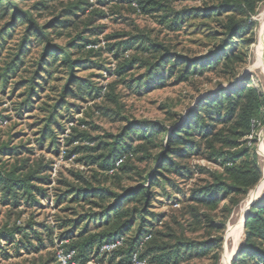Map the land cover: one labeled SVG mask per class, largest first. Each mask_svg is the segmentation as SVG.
Here are the masks:
<instances>
[{
	"label": "rangeland",
	"instance_id": "obj_1",
	"mask_svg": "<svg viewBox=\"0 0 264 264\" xmlns=\"http://www.w3.org/2000/svg\"><path fill=\"white\" fill-rule=\"evenodd\" d=\"M42 1L44 0H21L15 3H18L21 9L30 11L41 25L47 19L58 15L63 7L62 3L65 4L68 0L48 1V9L37 12L34 6ZM213 1H173L161 12L143 14L134 12L126 5L115 4L107 10L98 6L95 0H89L94 7L104 9L106 16L93 25L98 27L97 32L86 35L89 40L96 43L90 44L84 50L88 62L76 72L77 77L86 82L85 93L80 100L66 99L73 113L67 111L60 113L57 125L53 126L56 131L54 138L46 139L42 148L37 145L39 138L37 133L45 114L35 110L18 117L14 111V107L20 102L18 96L24 92V87L13 90L14 85L31 77L34 63L39 57V47L30 46L32 53L24 58L25 63L17 76H11L5 88L0 84V115L11 119L0 122V128L5 135L22 134V141H27L28 147L34 150L32 158H40L51 163L50 175L53 182L48 190L50 198L41 202L48 206L47 209L20 207L12 210L0 205V229H4L5 226L12 227L16 223L23 226L29 221L55 227L53 217L57 215V210L53 208L54 196L61 190L57 181L70 180L71 171L87 173L90 169L82 162H77L78 159L86 157L87 153L71 154L66 158L73 146L100 145L103 149L100 152L108 154L110 145L120 141L119 143L126 148L124 154L115 161V166L127 161L129 170L124 172L119 183L110 178L105 188L118 194L123 193L124 189L125 195L130 189L139 187L141 179L158 167L159 159L156 158L165 152L167 137L165 133L158 134L151 140V144L144 148L147 152L144 149V152L142 151L144 143L141 141L138 124H157L169 132L180 120L185 119L186 114L195 108L198 101L214 97L222 89L238 88L241 84L250 85L264 95V70L257 54L258 30L264 17V2L258 4L256 14L251 17L256 23L253 33H248L241 40L251 43L240 46V50L246 56L245 62L238 68L232 80L222 78V72H215L212 69L196 68L194 71L195 68L189 67V74L185 76L182 64L173 67L174 56L181 55L191 63H196L209 55L219 44L224 18L214 16L206 18L203 14L206 8L213 5ZM177 17L178 25L174 23ZM23 28L24 24L18 27L16 36L2 49L0 73L13 58ZM57 42L64 45V41ZM152 44L158 48L154 50ZM86 50L92 52L89 54ZM164 50L168 51V57L161 56ZM158 62L161 63L159 70L153 68L148 70ZM57 75L62 76L60 72ZM50 86L59 87V80L51 82ZM54 95L52 92H46L40 94V97L42 101L51 104ZM40 101L35 98L33 105L37 106ZM262 119L264 115L260 118L255 132L239 141L240 148L247 147L256 155V163L261 173L258 185L243 197L230 195L215 207L206 208L191 201V194L213 183V175L223 170V159L216 161L211 159V150H202L199 155H192L187 159L174 158L176 163L188 167L191 174L180 177L174 173L163 172L165 180L153 184L152 196L147 206L133 201L124 203V211L130 210L126 219L131 220L128 229L124 231V246L126 242L137 237L138 231L141 233L149 231V234L145 233L143 242L148 239L150 241L144 245L143 242L140 243L135 252L144 264H173L174 261H178V264H214L215 257H218L217 264H232L234 257L244 245L243 216L252 200L256 199L257 202L264 195V183L260 186L264 180ZM73 129L87 135V140L83 144H67ZM223 152L227 153L225 150ZM244 203H247L245 209ZM57 234L58 231H55V236ZM123 237H115L121 241L120 246ZM219 240L221 242L218 248L213 246L208 248L202 258L197 257L195 251L184 253L182 246L186 241L203 244L210 241L217 243ZM63 245L64 243L54 238L53 247L35 255H25L21 252L19 256H16L11 248L13 258L3 261L0 257V264H28L25 260L30 262L32 259L46 260L53 256L57 259V254L61 250L67 251ZM6 247V243L1 239L0 248ZM156 247H164V250H156ZM175 250H179L177 260L173 254ZM227 251L231 252L228 258L225 257ZM158 256H163V262L154 258ZM119 260L120 258L109 262V257H105L101 261L92 259L86 264H116ZM130 263L132 264L131 259Z\"/></svg>",
	"mask_w": 264,
	"mask_h": 264
},
{
	"label": "trees",
	"instance_id": "obj_2",
	"mask_svg": "<svg viewBox=\"0 0 264 264\" xmlns=\"http://www.w3.org/2000/svg\"><path fill=\"white\" fill-rule=\"evenodd\" d=\"M20 1L0 0V56L7 42L16 36L17 28L24 24L13 58L0 73V84L5 88L11 76H17L25 63L24 58L32 53L30 46L39 47V57L34 63L31 77L17 82L13 90L24 87V92L18 96L20 102L14 107L16 116L21 117L35 110L45 114L37 133L39 136L37 145L42 148L46 139L54 138L56 131L53 126L57 125L60 113L63 111L73 113L66 99H83L86 82L77 77L76 72L88 62L84 50L90 44L96 43L89 40L86 35L97 32L98 27L93 25L106 16L105 10L100 7L110 10V6L115 4L126 5L136 13L152 14L165 10L173 1L188 0H95L100 7H94L89 0H68L65 4L62 3L63 7L58 15L47 19L41 25L30 11L21 9L18 3H15ZM48 1L55 0L36 3L35 10L37 12L47 10ZM213 2L203 14L206 18L209 16L224 18L219 44L209 55L196 63H191L181 55L174 56L173 67L182 64L185 76L189 74V67L195 68L194 71L212 69L215 72H222V78L232 80L238 68L245 62L246 56L240 50V46L251 43L241 40L248 33H253L256 23L251 17L256 14L258 4L264 0ZM177 20L178 17L174 23L178 25ZM58 40L64 41V45L58 44ZM151 47L154 50L158 48L153 44ZM86 51L89 54L92 52ZM163 52L161 56H169L168 51ZM160 64L155 63L148 70L150 68L159 70ZM59 72L62 76L57 75ZM56 80H59V87L50 86L51 82ZM46 92L55 94L51 104L42 101L40 97V94ZM99 93L98 91L97 94ZM35 98L41 100L37 106L33 105ZM263 110L264 95L250 85L241 84L238 88L222 89L214 97L198 101L195 108L186 114L185 119L176 122L177 125L169 132L157 124H138L141 141L144 143L142 151L158 134L165 133L167 134L165 152L156 158L159 159L158 167L141 179L139 187L125 191V195L124 189L123 193L118 194L105 188L110 178L119 183L124 172L129 170L127 161L115 166V161L124 154L126 148L119 143L120 141L110 145L108 154L100 152L103 150L100 145L73 146L66 158L71 154L87 153L86 157L78 159L77 162H82L90 169L87 173L71 171L70 180L57 181L61 190L54 196L53 208L57 210V215L53 217L55 227L33 221L23 226L17 223L12 227L5 226L4 229H0V240L2 239L7 247L0 248V257L3 261L13 258L11 248L16 256L21 252L25 255L41 253L53 247L56 238L57 241L64 243V249L74 251V262L77 264H86L92 259L101 261L105 257H109V262L120 258L116 264H131L130 259L136 252V247L143 242L145 233L150 232L138 231L137 237L126 242L124 246V231L128 229L131 221L126 219L130 210L124 211V203L133 201L147 206L152 196L153 184L165 180L163 172L174 173L180 177L191 174L188 167L176 163L175 159H187L192 155H199L202 150H211L210 158L215 161L223 159V170L213 175V183L210 186L193 191L190 200L203 207L213 208L230 195L245 196L258 185L261 173L255 153L250 152L247 147L240 148L239 141L255 132L260 118L264 115ZM5 120L11 119L0 115V122ZM261 122L264 123V119ZM69 137L68 145L83 144L87 140L85 133L74 129ZM224 150L227 153H224ZM33 155V148L28 147L27 141H22V134L5 135L0 128L1 206L12 210L20 207L34 210L48 208L41 202L50 198L48 190L53 182L50 175L51 163L40 158H32ZM55 231H58L56 236ZM118 236L123 237L122 245L108 254L102 253V245ZM243 239L244 245L234 257L232 264H264V195L254 202L249 210L244 223ZM149 241L150 239L142 245ZM219 242L221 240L217 243L210 241L203 244L186 241L182 246L184 253L195 251V255L202 258L208 248L212 246L218 248ZM156 250L162 251L164 247H156ZM173 254L177 260L179 250L173 251ZM154 258L161 262L164 260L163 256ZM25 262L59 264L54 256L46 260L41 258ZM217 262L218 257H215L214 264ZM173 264H178V261H174Z\"/></svg>",
	"mask_w": 264,
	"mask_h": 264
},
{
	"label": "built area",
	"instance_id": "obj_3",
	"mask_svg": "<svg viewBox=\"0 0 264 264\" xmlns=\"http://www.w3.org/2000/svg\"><path fill=\"white\" fill-rule=\"evenodd\" d=\"M121 244V241L118 239H114L113 241L109 242V243H105L102 247H101V251L102 252H111L113 250H115L116 248H118ZM74 251H64L61 250L58 254H57V260L59 262V264H75L74 262ZM131 262L132 264H144V262L142 260H140L137 256L136 253H134L131 256Z\"/></svg>",
	"mask_w": 264,
	"mask_h": 264
},
{
	"label": "bare ground",
	"instance_id": "obj_4",
	"mask_svg": "<svg viewBox=\"0 0 264 264\" xmlns=\"http://www.w3.org/2000/svg\"><path fill=\"white\" fill-rule=\"evenodd\" d=\"M257 42H258L257 54H258V57L261 59L260 63H261V66L263 67V70H264V17L261 19L260 27H259V30H258V40H257ZM262 183H264V180L260 183V186L262 185ZM246 206H247V203H244V209H245ZM246 213H247V211H246ZM246 213L244 214L243 219H244ZM242 225H243V220H242ZM234 235H235V233H233V236ZM234 241H235V239H234ZM230 253H231L230 251L228 253H226L225 257L227 256V258H228L230 256ZM232 258H231V260H232Z\"/></svg>",
	"mask_w": 264,
	"mask_h": 264
},
{
	"label": "water",
	"instance_id": "obj_5",
	"mask_svg": "<svg viewBox=\"0 0 264 264\" xmlns=\"http://www.w3.org/2000/svg\"><path fill=\"white\" fill-rule=\"evenodd\" d=\"M261 193H262V191L260 192V194H261ZM255 200H256V199H255ZM255 200H253V201L250 203V205H249V208H248V210H247V213H246V215H245V217H244V219H243L242 230H243V228H244L245 220H246L247 217H248L249 209H250V207L254 204Z\"/></svg>",
	"mask_w": 264,
	"mask_h": 264
}]
</instances>
